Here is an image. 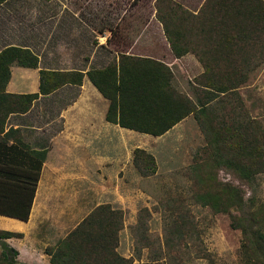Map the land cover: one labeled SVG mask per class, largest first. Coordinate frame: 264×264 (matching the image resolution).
Instances as JSON below:
<instances>
[{"label":"rangeland","instance_id":"1","mask_svg":"<svg viewBox=\"0 0 264 264\" xmlns=\"http://www.w3.org/2000/svg\"><path fill=\"white\" fill-rule=\"evenodd\" d=\"M154 1L8 0L0 6V21L7 26L12 23L15 31L21 32L22 39L33 37L37 53L47 60L41 64L51 69L49 71L102 67L116 61L118 51L159 60L171 70V87L187 96L197 108L200 105L197 93L209 89L201 82L206 65L209 61H222V58L217 59L209 52L211 43L205 41L204 34H198L189 43L188 52L174 57L156 18ZM171 1L196 16H202V10L207 12L210 6V0ZM261 1L264 4V0ZM104 27L113 34H109L105 45H98V41L104 43V40L95 38L96 30H104ZM59 38L64 43L57 50L54 45ZM247 43L252 42L239 43L242 50L239 56H234L235 61H258ZM255 44V49H264L262 33ZM44 79L48 82L50 76ZM62 89L64 97L61 100L57 95H51L34 102L31 110L37 116L29 118L30 123L44 127V143L61 126L58 109L65 106L77 90L70 86ZM229 93L241 101L246 114L259 125L264 142V61L246 71L244 80L234 91L228 92V96ZM219 95L220 98L225 94ZM23 99H18L20 105L28 107L29 102ZM151 136L135 138L126 147L125 169L120 171V174H126V184L118 194L108 193V203L100 204L117 212L114 222L120 226L114 250L132 262L149 264H242L238 255L241 234L230 226V219L239 212L231 208L230 214L219 213L202 204L196 197V179L187 170L193 160L201 156L205 145L204 135L193 114L181 119L164 134ZM147 160L151 162L144 166ZM216 180L238 186L243 191L245 205L251 198L258 208L262 195L260 176L248 186L229 172L218 170ZM243 208L248 209V206Z\"/></svg>","mask_w":264,"mask_h":264},{"label":"trees","instance_id":"2","mask_svg":"<svg viewBox=\"0 0 264 264\" xmlns=\"http://www.w3.org/2000/svg\"><path fill=\"white\" fill-rule=\"evenodd\" d=\"M5 0H0V3ZM216 7L205 19L190 15L171 0H155L157 20L163 27L171 52L179 57L189 51L191 41L202 26L210 51L222 61H209L202 75V84L209 89L197 93L199 107L170 84L171 70L163 62L146 56H134L118 51L116 61L100 68L85 71L96 90L108 101L104 118L110 123L140 133L159 136L189 114H193L205 145L201 156L187 167L196 179L197 199L213 211L230 214L235 208L239 215L230 216V226L241 234L238 255L242 264H264V142L262 131L250 118L241 101L228 96L244 80L246 71L264 61V49H255L256 38L264 36V4L261 0H216ZM185 15V16H184ZM187 16V17H186ZM182 26H189L188 30ZM112 35V30L109 29ZM201 34V33H200ZM194 35V37H192ZM247 43L254 59L235 61L242 50L239 43ZM256 54H259L256 57ZM226 59L223 61V59ZM35 66L36 57L27 49L6 47L0 52V133L9 112L23 111L13 98L4 92L8 79V65ZM39 92L48 93L63 83H80L82 73L76 70L39 71ZM50 76L48 82L45 77ZM48 80V79H47ZM55 80L57 81L55 84ZM203 92V94L201 93ZM219 94L223 97L219 98ZM36 94L22 97L29 101ZM220 100H219V99ZM4 148L0 137V155ZM137 151V150H136ZM140 152V151H139ZM43 156V155H42ZM41 156V158H42ZM148 162V163H147ZM147 160L144 166H148ZM2 164V162H0ZM40 161L30 172H12L0 167V214L26 220L29 213ZM31 164V168H33ZM139 171L140 167L137 166ZM225 170L248 186L256 176L261 177L262 195L259 206L250 198L245 205L243 191L229 182L216 180V172ZM143 173V172H142ZM145 174V173H143ZM248 206V209L243 208ZM252 207V209H250ZM117 212L108 205L93 208L59 244L49 250L51 264H149L132 262L114 250L120 223L114 222ZM20 234L0 230V238ZM13 255H16V251ZM0 264H22L9 261L0 250Z\"/></svg>","mask_w":264,"mask_h":264},{"label":"crops","instance_id":"3","mask_svg":"<svg viewBox=\"0 0 264 264\" xmlns=\"http://www.w3.org/2000/svg\"><path fill=\"white\" fill-rule=\"evenodd\" d=\"M6 1L8 0L1 2L0 6ZM215 3L216 0H210L207 12L202 10V16H199L205 19L216 7ZM104 28L96 30L95 38L104 40V43L98 41V45H105L109 36L108 28ZM201 29L202 26L197 34H205L206 30ZM19 33L21 32L17 29L15 31L12 23L7 26L0 21V52L6 47L27 49L36 57V65L26 66L13 60L8 65L4 92L17 96L13 98L16 101L24 98V95L36 96L28 101L29 105L25 110L9 112L6 115L0 133L4 145L0 155V167L14 173H28L31 169L33 171L37 161H40V165L27 219L21 220L0 214V230L18 233L20 236L0 239H3L11 250L16 251L14 259L19 263L51 264L49 250H52L92 208L108 203V193L120 192L126 184V174H120V171L125 169L126 147L134 142L133 139L148 138L150 134L123 128L105 120L108 101L85 75V71L92 67L73 69L82 73L79 84L63 83L48 93L41 94L39 71L51 69L41 64V61L47 60L37 53V45L32 43L33 37L22 39ZM62 43L64 41L59 38L55 41L54 48L58 50ZM56 82L55 80L54 84ZM64 86L77 90L72 99L58 109L57 118L60 119L61 126L50 134L44 143V127L42 124L37 126L35 122L30 123L29 118L37 116V113L31 110L34 102L48 96L57 95L61 100L64 97ZM23 103L25 104V101ZM28 114L31 116L28 117ZM31 164L34 165L33 168Z\"/></svg>","mask_w":264,"mask_h":264},{"label":"water","instance_id":"4","mask_svg":"<svg viewBox=\"0 0 264 264\" xmlns=\"http://www.w3.org/2000/svg\"><path fill=\"white\" fill-rule=\"evenodd\" d=\"M0 250L4 251L9 261H13L14 259L13 251L10 249V247L6 244V242L3 239H0Z\"/></svg>","mask_w":264,"mask_h":264}]
</instances>
